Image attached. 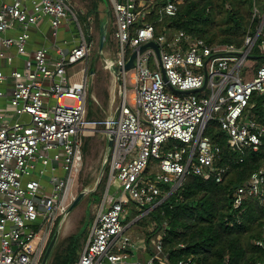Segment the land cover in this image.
Masks as SVG:
<instances>
[{
    "label": "built area",
    "instance_id": "2783aa9c",
    "mask_svg": "<svg viewBox=\"0 0 264 264\" xmlns=\"http://www.w3.org/2000/svg\"><path fill=\"white\" fill-rule=\"evenodd\" d=\"M177 1L167 0L160 13L175 16ZM155 2L107 0L109 18L114 19L116 51L110 56L101 52V56L103 69L115 80L120 101L113 114L95 121L89 118L87 106L94 74L83 70L80 82L67 76V67L86 60L92 51L93 43L86 39L76 13L65 0H31L30 6L25 0H0V45L4 49L15 46L18 55L28 58L23 67L11 72L15 85L9 104L15 121L5 120L8 115L0 110V264H42L47 239L62 225L76 199L72 188L84 166L83 136L96 125L104 126L107 143L112 140L107 151L106 202L99 208L75 264H199L193 258L170 262L162 232L147 237L141 258L126 231L178 191L189 175H214L217 182L223 180L229 167L215 166L221 149L205 135L210 122L219 120L228 146L241 155L258 152L263 146L264 126L254 119L250 101L254 92L264 94V64L251 81H245L240 71L262 34L264 12L255 34L248 35L241 48L212 47L182 30L165 28L157 34L153 23H139L155 8ZM253 15L260 16V12L254 8ZM42 19L49 22L54 35L67 21L77 27L80 40L67 55L57 51L55 66L47 58L46 48L32 53L27 49L29 30L37 28ZM9 31L19 33L7 36ZM152 41L159 54L153 48L138 53L128 79L124 68L130 56ZM259 49L264 52V38ZM2 59L12 62L0 49ZM6 78L0 68V97ZM205 80L206 88L197 93L180 94L169 87L199 90ZM128 84L134 89L130 95ZM65 99L73 103L65 104ZM24 115L29 121L22 119ZM12 161L15 166L9 168ZM53 162L63 169L62 178L54 174ZM50 165L52 176L43 186L41 178ZM114 181L120 191L109 196ZM252 197L264 204V165L236 190L234 209ZM130 203L143 214L126 226ZM155 228L153 223L149 232ZM258 245L263 247L264 239Z\"/></svg>",
    "mask_w": 264,
    "mask_h": 264
},
{
    "label": "trees",
    "instance_id": "16d2710c",
    "mask_svg": "<svg viewBox=\"0 0 264 264\" xmlns=\"http://www.w3.org/2000/svg\"><path fill=\"white\" fill-rule=\"evenodd\" d=\"M99 1L82 2L86 8L83 20L87 21L93 14L97 28L100 27ZM166 1L156 0L155 8L139 23H153L157 34L165 28L182 30L205 40L212 47L234 45L241 48L246 37L255 34L264 12V0H178L176 15L169 17L160 13ZM254 8L260 12V16L253 15ZM263 38L264 28L252 50L256 71L264 64V52L259 49ZM103 76L97 75L96 81H101V98L107 102L109 91L106 84L110 75L109 78ZM250 104L254 105L250 110L254 119L264 126V94L254 92ZM97 115L90 108L89 118H98ZM205 135L221 149L215 166H228V172L221 182H217L214 175L207 178L189 175L178 191L149 214V220L156 224V228L154 232H148V237L159 232L164 234L163 248L172 263L181 258H193L199 264H264V246L258 245L264 239V204L259 198L252 197L239 209L233 206L236 190L264 165V137L263 146L258 152L250 150L241 155L228 146V137L219 120L207 125ZM108 173L109 166L94 193L100 199L107 188ZM145 222L144 217L138 221L140 225ZM89 232L80 231L58 240L48 264H75ZM181 244L184 247L178 248Z\"/></svg>",
    "mask_w": 264,
    "mask_h": 264
},
{
    "label": "rangeland",
    "instance_id": "374dc122",
    "mask_svg": "<svg viewBox=\"0 0 264 264\" xmlns=\"http://www.w3.org/2000/svg\"><path fill=\"white\" fill-rule=\"evenodd\" d=\"M84 1L85 0H71L72 9L74 11L75 10L77 11L79 8L82 7V2H84ZM88 1H90V0H88ZM98 3H100L101 5L105 4V2L103 0L99 1ZM104 7L106 8V5H104ZM76 14L79 17V21H80V24L82 26V30H83L84 34L86 36H88L89 28L86 26V23L83 20L82 16H80V14L78 12ZM89 27H91V25ZM53 32H54V29L51 28L47 32L48 33L47 37L52 39ZM111 32H112V30H108L107 41L110 44H113L114 40L111 37ZM79 40H80V38L78 37L77 41H79ZM99 45H100V36L98 33L97 38L95 39V42H94L93 50L90 52V58L88 60V67L98 71L97 75L99 77L102 74V75H104L103 77L109 78L108 72H104L102 61H101V56L98 55ZM69 52H66V55L69 54ZM49 55L50 54H47V58H50ZM255 64H256V62L252 58H249L245 62L244 66L241 68L240 73L243 76V79L245 81L246 80L251 81L253 79L254 73H255ZM86 66L87 65L85 62H79L77 64L68 66V70H67L68 71V77L69 78L72 77V75L77 73L78 71L81 72V69L86 67ZM130 74H131V72H129V74H128V79L130 78ZM74 77H73V79H74ZM99 80H100V78H99ZM109 83H110V80H109ZM44 84L47 85L48 81H45ZM108 84H106L107 88H108ZM103 86H104V84H103ZM128 88H129V90L131 89L129 87V84H128ZM101 89H102L101 81L99 83L96 81L94 87L89 86L88 90H87V106H88V108H92V110L96 114H98L97 120H100V121L104 120L107 117L108 113L102 111V109L98 108L95 105L96 103L94 100H92L91 93H95L98 97H100L99 101L103 104L102 107L106 111L107 110L106 109L107 106L105 105L106 101L103 98H101V96H102V90ZM13 91H14V88L10 89V91L7 92V94H5V95L11 96ZM116 91H117V85H116ZM133 91H134V89H131L129 92V95ZM115 94L117 97L116 102L118 103L120 101V99H119V96L117 95V92ZM5 95L3 97H0V110L6 108V110L4 111L5 114L4 113L3 114L8 115V116L5 120H11V122H14L15 119L12 118L14 112H13V110H10L7 108V100H6V98H4ZM64 103L65 104H72L73 100L65 99ZM91 128H92V130L86 131L84 136H83V142H84L83 164H84V166H83V169H82L80 175L78 176V178L75 179L74 184H73V188H72V191H73L74 195H76V198L83 191H85L86 194L82 198V200L79 202V204L71 212H69V214L67 215V217L65 219H63L62 225L59 228L58 227L56 228V230L59 229V240H62V239L66 238L72 234L79 233L80 231H81V233H83L84 231H87V230L91 231V228H92L93 223H94L95 215L97 214L102 203L106 202L104 195H103V198L100 199L101 198L100 196H98L97 194H94L98 185H99V184L97 185V183L101 182L103 176L105 175V173L107 171V167H108V165H106L104 172H102L103 163L105 160V152H106V137L103 133L104 126L103 125H96V126H92ZM53 165H54V167L57 168L55 170L54 174L56 176H59L62 178L64 176L63 169L58 166L57 162H53ZM7 166L9 168H13L15 166V161L8 163ZM40 168H43V167L40 166ZM51 176H52V167L50 165L47 168L45 176L41 178V184L43 186H47L48 182H49V177H51ZM27 179L28 178H25L24 181H26ZM107 185H108V183H107ZM118 191H120L119 184L117 181H114L110 186V189L108 191V195L112 196L115 193H117ZM142 214H143V212L139 211L138 209H135L133 207V205L130 203L128 205V213L126 215V220L128 223H126L125 225L126 226L129 225L133 221L135 216H137V215L141 216ZM144 220L145 221L147 220V222H145L144 225H140L139 223H134L126 231V233L131 238L134 239L135 248L139 252L142 249L147 247V237H148V232L150 230L149 227L151 228L153 226V223H151L152 220H149L148 216H144ZM42 235H43V233L40 234V236H42ZM88 237H89V234L87 236V239H88ZM48 241H49V239H47V241H46V246L44 247L43 253L45 251V248L47 247ZM38 242L39 241L37 240L36 243H38ZM84 248H85V246H84ZM84 248H83V250H84ZM82 251L79 253L80 256L82 254ZM43 253H42V256H43Z\"/></svg>",
    "mask_w": 264,
    "mask_h": 264
},
{
    "label": "crops",
    "instance_id": "0c3cea01",
    "mask_svg": "<svg viewBox=\"0 0 264 264\" xmlns=\"http://www.w3.org/2000/svg\"><path fill=\"white\" fill-rule=\"evenodd\" d=\"M25 1H26V4L28 6H30L31 0H25ZM65 1H66V3H68L70 8L72 9L71 0H65ZM92 1H97V0H92ZM104 5H106V8L104 7ZM104 5H101L100 3H98V10H99L98 14H99V20H100V27L99 28H97L94 25L95 19H94V15L93 14L90 16V18H88L87 21L85 20L86 26L88 28H90L89 26L91 25V29H92V32L91 33L88 32V36L85 35V37H86V39H88V41H92V43H93L92 44V50H93L95 39L97 38L98 33H99V36L101 38V27H102L103 24H105V26H106V40H105L104 47H103L102 50H100V45H99V53H98V55L101 56V52H103L104 55L110 56V55H112L114 53V51H116V41H115V38H114L115 26H114L113 17L111 16L109 18V15H108L107 0H106ZM72 11L75 12V13L78 12L80 14V16H84L85 13H86V8L82 5V7L79 8L77 11L76 10L74 11L73 9H72ZM51 28L52 27L50 26L49 22L46 19H42L37 28L35 27V28L30 29L29 30L30 31V40H29L27 49H28V51L30 53H32L36 49H39V48H42V47L46 48L48 50V52H49L48 54H50L49 55L50 56V58H49L50 62L52 64V66H55V64H56V62L58 60V57H59L57 51H62L64 54H66V52H69L70 50H72L75 47V45H77V42H78L77 40H78L79 36H78V32H77V27L74 24L70 23V21H67L64 25H62L58 29L56 35H54V32H53L52 39L47 37L48 36L47 32ZM19 30H20V28L18 29V31ZM108 30H112L111 37L114 40L115 44L114 43L110 44L107 41ZM18 33L19 32H16V31H11V32L9 31V32L6 33V35L7 36H15ZM89 38H92V40H90ZM0 49L6 55H9V56L12 57V62L11 63H7L5 59L0 60V68L2 69L4 74L7 76L4 84L1 86V90L4 92V95H5V94H7V92L10 91V89H13L14 85H15V80H14V78H12L11 72L14 69H16V68L19 69V68L23 67V65L25 64V60L28 59V58L25 57V56L18 55L17 49H16L15 46L11 47L10 49H4L0 45ZM89 58H90V55H89V57L86 60L82 61V62H85L87 66L82 68L81 72L78 71L77 73L73 74L72 77H70V78H71L72 82H80L82 80L83 76H84L83 70H87V75L94 74V76H95L94 82L92 84V87H94L95 82L97 80L98 71L88 67ZM101 61H102V56H101ZM102 65H103V63H102ZM67 70H68V67H67ZM109 75H110V79H109L110 83L108 84L109 96H108L107 102L105 103V105L107 106V108H106L107 110L106 111L102 107L103 104L99 101L100 97H98L95 93H91L92 100H94L95 103H96L95 105L98 108L102 109V111L107 112L108 113L107 117H109L111 114H113L115 112V109H116V107H117V105L119 103V102L118 103L116 102L117 97H116V94H115V92H116V87H115L116 84L114 82L115 80H113V78H112L110 73H109ZM67 76H68V71H67ZM73 77H74V79H73ZM11 96L5 95V97H4L7 100V108L8 109L11 108V106L9 104V99L11 98ZM119 99H120V97H119ZM2 110L5 111L6 108H4ZM89 110H90V108H89ZM22 119L24 121H29V116L24 115V116H22ZM97 119L98 118H92V120H95V121H98ZM90 130H92V128H89L88 131H90ZM106 153H107V141H106V152H105V155H106ZM105 196H106V191H105V194H104V198H105ZM95 217H96V215H95ZM143 251H144V249H142L140 252L138 251V253L141 256V258L144 257Z\"/></svg>",
    "mask_w": 264,
    "mask_h": 264
},
{
    "label": "water",
    "instance_id": "95a60500",
    "mask_svg": "<svg viewBox=\"0 0 264 264\" xmlns=\"http://www.w3.org/2000/svg\"><path fill=\"white\" fill-rule=\"evenodd\" d=\"M104 1L106 2V0H104ZM105 40H106V26H105V24H103L102 27H101L100 50L103 49ZM147 48H153L159 54V48H158L157 44L154 41L149 42L148 44L141 46L138 50L134 51L132 53V55L130 56L129 61H128V63L126 64V66L124 68V71L125 72H129V71H131V70L134 69V67H135V60L137 58L138 53L144 52ZM249 57L252 58L253 56L250 55ZM206 85H207V80H205L204 86L201 89H199V90H193V91H178V90H175L171 86H169V87L173 91H175L177 93H180V94H191V93H197V92L203 91L206 88ZM111 146H112V140L108 141V143H107V151L110 149ZM107 164H108V154L106 153L105 160H104V163H103L102 172H104ZM98 184H99V182L97 183V185ZM85 194H86L85 191H83V192H81L79 194V196L74 200V202L70 206L69 212H71L79 204V202L82 200V198L85 196ZM58 240H59V229H57L55 231V233H54V235H53L50 243L48 244V247L46 249V252H45V255H44L42 264H47L48 263L49 258L51 256V254H52V252H53V250H54V248H55Z\"/></svg>",
    "mask_w": 264,
    "mask_h": 264
},
{
    "label": "bare ground",
    "instance_id": "6f19581e",
    "mask_svg": "<svg viewBox=\"0 0 264 264\" xmlns=\"http://www.w3.org/2000/svg\"><path fill=\"white\" fill-rule=\"evenodd\" d=\"M69 223V222H68ZM68 225V224H67Z\"/></svg>",
    "mask_w": 264,
    "mask_h": 264
}]
</instances>
